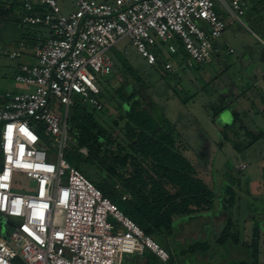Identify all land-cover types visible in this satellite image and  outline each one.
<instances>
[{
    "label": "built area",
    "instance_id": "1",
    "mask_svg": "<svg viewBox=\"0 0 264 264\" xmlns=\"http://www.w3.org/2000/svg\"><path fill=\"white\" fill-rule=\"evenodd\" d=\"M21 24L40 26L31 49L20 42L8 54L18 65L17 84L32 87L7 92L0 100V264H121V256L142 257L148 249L165 262L168 254L118 211L78 170L63 160L68 109L75 100L102 108L97 84L117 75L109 51L127 39L148 66L165 78L176 69L206 66L233 51L218 44L227 26L244 16L241 0H78L62 14L55 0H20ZM43 8V12L35 7ZM264 98V95H263ZM65 107V116L56 107ZM42 132L61 144L52 161ZM61 150V152H60ZM32 184L13 191L14 175ZM109 217L122 230L114 228Z\"/></svg>",
    "mask_w": 264,
    "mask_h": 264
},
{
    "label": "rangeland",
    "instance_id": "2",
    "mask_svg": "<svg viewBox=\"0 0 264 264\" xmlns=\"http://www.w3.org/2000/svg\"><path fill=\"white\" fill-rule=\"evenodd\" d=\"M55 1L64 15H69L77 8L78 0ZM95 1L99 3L112 2V0ZM253 1L260 2V0ZM246 5L247 14L241 18V24L236 23L233 26H228L223 34V40L232 46L234 54L221 58L229 63L242 59L243 72L247 77L250 73L247 68H252V65L258 66L255 64L257 61L262 64L259 67L261 72H264V20L257 14L248 13L252 6L250 0H247ZM38 30L41 28L38 27ZM20 37L17 26L0 23V98L6 92L20 93L33 90L32 87L17 84L13 79V68L16 62H23V60H11L8 54L15 48L13 42ZM109 54L114 60L119 76H104L97 84L100 93L107 94L122 82L119 73L120 65L116 59H125L137 75L149 85L147 93L160 112L176 127L181 136L182 149L185 148L184 151L182 150L183 154L194 166L197 177L203 179L213 189L215 202L212 212L217 210L218 200L216 197H219L223 192L224 183L229 182L227 175H231L235 183L232 186L235 193V204L230 211L233 223L232 231L237 232L242 244L250 245L255 238L253 221L249 217V203L252 204L249 200L250 197L263 202V204L257 202L255 210L259 209V212L264 215V137L250 144L252 140L247 134L264 132V103L256 95V92L249 94L240 92V88L243 89L241 85L238 86V90L233 92L229 90L230 79L236 80L235 76L240 74V63L225 70L230 65L229 63L225 67L224 65L223 67H214L211 66L213 65L212 61L207 66H202L201 71L196 69L185 71L186 69L182 68L184 72L177 73L175 80H164L159 76L157 68L148 66L127 39L119 42L109 51ZM75 102L79 103V100L76 99ZM104 102H106L105 99ZM107 103L111 105L108 100ZM222 103L227 108L213 117L209 107H216ZM56 108L64 120L65 107ZM116 108L117 104L114 102L108 112L101 108L96 110L98 113H95V116L103 126L111 131L112 138L120 137L119 141L123 145H127L134 139V134L123 135L121 129L125 121H119V126L113 129L112 122L120 115ZM99 111L101 112L99 113ZM233 111L238 113V117L235 119V124L231 125L234 121ZM224 124L230 126L226 130H218ZM38 126L43 128L42 124H38ZM224 133L226 139L223 138ZM43 135L48 156L52 161H55L59 155L61 143L52 136ZM65 144L66 147L62 151L63 160L70 167L82 173L96 189L98 186L100 187L101 179L95 176L89 166L83 162V157L73 148V139L68 132ZM80 152L85 155L87 150L82 148ZM108 182L110 181L108 180ZM115 187L119 189L118 185ZM31 188L32 184L23 175H14V192L25 193ZM118 211L120 212L119 209ZM212 212H204L201 218H179L173 222L169 234H165L163 237L153 236L151 239L173 256L175 264H232L231 259H239L246 253L229 245V255H223L227 247L223 249L217 242L223 228L225 215L217 214L215 216ZM5 221L0 216V234L2 236L6 232ZM108 222L113 225V234L117 230H122L111 217ZM256 237L258 264H264V229H259ZM195 241L207 245L208 250L205 254L189 252V245ZM138 261L140 260L136 255L123 254L120 263L136 264ZM141 262L144 263V259H141Z\"/></svg>",
    "mask_w": 264,
    "mask_h": 264
},
{
    "label": "trees",
    "instance_id": "3",
    "mask_svg": "<svg viewBox=\"0 0 264 264\" xmlns=\"http://www.w3.org/2000/svg\"><path fill=\"white\" fill-rule=\"evenodd\" d=\"M250 2L252 6L248 13L257 14L258 17L264 16V0H260L259 3L253 0ZM35 9L43 12V8L36 6ZM22 15L23 9L19 0H0V23L23 26ZM22 39L29 45L33 44L29 35H23ZM170 59L181 64L175 56ZM116 61L120 65L122 82L109 93H100L99 99L102 109L106 112L116 102V109L120 115L112 122L113 129L119 126V121H125L121 131L123 135L133 133L134 139L123 145L119 141L120 137L112 138L111 131L95 116V113H98L96 109L81 102H74L68 109L65 119L67 132L73 139V148L83 157V162L101 179V186L97 189L102 195L147 237H163L171 232L175 220L182 217L201 218L204 212L211 213L215 195L213 189L203 179L197 177L194 166L183 154L185 148L182 149L183 146L180 144L181 136L148 95L149 85L137 75L125 59ZM201 68L196 66L193 69ZM163 79L175 80L176 75L169 74ZM107 100L111 105H108ZM226 108L223 103L209 107L213 117ZM233 115L234 121L231 125L235 124L238 113L233 111ZM229 126L224 124L221 127L222 131ZM37 134L46 144L42 128L39 126ZM247 135L251 138L252 144L264 137V132ZM223 138L226 139L225 133ZM82 148L87 150L85 155L80 152ZM227 179L229 182L224 183L223 192L216 197L217 210L212 212L215 216L225 215L217 244L223 249L227 247L223 255H229V245L246 253L244 257L231 259L232 264H258L256 236L259 229H264V215L259 209L255 210V204L263 202L250 197L252 206L248 200L249 217L253 221L255 238L250 245H244L240 242L237 232L232 231L230 211L235 204V193L232 189L235 183L230 174L227 175ZM115 185H118L119 189H116ZM7 232L6 229L3 236H6ZM207 250V245L197 241L189 245L191 254H205ZM167 254L168 260L162 262L146 249L136 264H175L173 256L168 252ZM141 259H144V263Z\"/></svg>",
    "mask_w": 264,
    "mask_h": 264
},
{
    "label": "crops",
    "instance_id": "4",
    "mask_svg": "<svg viewBox=\"0 0 264 264\" xmlns=\"http://www.w3.org/2000/svg\"><path fill=\"white\" fill-rule=\"evenodd\" d=\"M20 1V0H19ZM243 3H244V10H245V7H247V0H241ZM251 1V0H250ZM244 16H246V10L244 11ZM261 18H263V20H264V16L262 15L261 16ZM7 24H10V23H7ZM236 24V23H235ZM234 24H232V25H229V26H233ZM38 27H40V26H26V25H23V26H18V28H19V32H20V38L18 39V40H15L14 42H13V44L15 45V48H13L12 50H10V52L11 51H15L17 48H18V46H19V43L20 42H24L25 44H26V46H27V48L28 49H31V47L33 46V44L32 45H29V43H27V42H25L23 39H22V36L24 35H29V37L31 38V42H33L34 43V38L35 37H37V36H41V37H46L47 36V31L44 29V28H42V27H40L41 28V30H38ZM228 27V26H227ZM227 29V28H226ZM43 30H45V31H43ZM218 44L219 45H221L222 47H224V48H229V49H231L233 52L231 53V54H222V55H220L219 57H217V58H215V59H213L211 62H212V64L213 65H211V66H214V67H216V66H222L223 67V65H224V67L225 66H227V63H229L227 60H223V58H221V57H225V56H230V55H232V54H234V49L232 48V46H230L227 42H225L224 40H223V36H222V38L218 41ZM13 45V46H14ZM9 52V53H10ZM16 60H19V61H22L23 60V62H16V65L14 66V68H13V70H14V74H15V72H16V70H17V67H18V65H20V64H22V63H33L34 62V60H33V58L31 57V55H29V54H27V55H24V56H22L21 58H19V59H16ZM210 62V63H211ZM242 62V59L241 60H236V61H231L229 64V66H227L226 68H225V70H228L229 68H232L235 64H237V63H240V66H241V69H240V74H238L237 76H235V78H236V80H234V79H230V81H231V84H230V86L228 87L229 88V90H231L232 92L234 91V90H238V86L239 85H241V86H243V89H242V87L240 88L241 90H240V92H242L243 94H244V92H247L248 94L250 93V92H256V95H258L260 98H261V101L264 103V100H263V95H264V72L262 71L261 72V69H260V67H259V65H262L261 63H260V61H257L255 64H258V66H253L252 64V68L250 67L249 69L247 68V70H249L250 71V73H248V75H247V77L244 75L245 73L243 72V69H244V66L242 65L243 63H241ZM259 62V63H258ZM177 63V62H176ZM209 63V64H210ZM251 63V62H250ZM207 66V65H206ZM179 69H178V68ZM246 68V67H245ZM254 68H255V70H254ZM203 68H201V70H202ZM200 70V71H201ZM185 71H187V70H185ZM182 73V72H184V70H182V67H181V64H179V63H177V65H176V69L174 70V72L172 73L173 75H177V73ZM14 74H13V76H14ZM113 76H119L118 75V72H117V75H113ZM257 77H260V78H257ZM244 82V83H243ZM247 90V91H246ZM7 93V92H6ZM247 95V94H246ZM223 102H224V100H222ZM218 130H221L222 131V129H221V127L218 129ZM202 149H204V148H202ZM203 151V150H202Z\"/></svg>",
    "mask_w": 264,
    "mask_h": 264
}]
</instances>
